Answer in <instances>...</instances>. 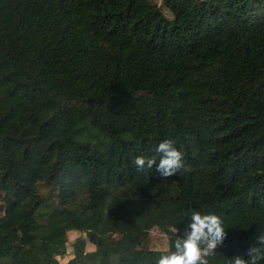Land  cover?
I'll return each instance as SVG.
<instances>
[{
    "label": "trees",
    "instance_id": "obj_1",
    "mask_svg": "<svg viewBox=\"0 0 264 264\" xmlns=\"http://www.w3.org/2000/svg\"><path fill=\"white\" fill-rule=\"evenodd\" d=\"M165 139L191 171L138 172ZM0 192L13 213L0 264H156L164 251L144 238L159 229L174 250L189 210L224 222L209 264L250 259L264 233V0H0ZM72 232L87 240L60 262Z\"/></svg>",
    "mask_w": 264,
    "mask_h": 264
},
{
    "label": "clouds",
    "instance_id": "obj_2",
    "mask_svg": "<svg viewBox=\"0 0 264 264\" xmlns=\"http://www.w3.org/2000/svg\"><path fill=\"white\" fill-rule=\"evenodd\" d=\"M159 155L156 157L138 156L134 164L138 172L145 174L153 172L162 179L176 176L178 173L190 172L183 159V154L175 147L172 139L161 141L155 148ZM190 222L185 227L183 234L178 235L179 229H174L176 238L174 240V250L166 249L157 259L156 264H209L207 259L213 255L217 247L223 244L227 238V233L223 226L224 222L216 214H202L200 211L189 210ZM250 259L234 256L231 264H259L264 260V233L255 237L253 244L247 251Z\"/></svg>",
    "mask_w": 264,
    "mask_h": 264
},
{
    "label": "rangeland",
    "instance_id": "obj_3",
    "mask_svg": "<svg viewBox=\"0 0 264 264\" xmlns=\"http://www.w3.org/2000/svg\"><path fill=\"white\" fill-rule=\"evenodd\" d=\"M156 3H158L160 6L163 5L164 0H152ZM165 12L169 15V12L165 10ZM85 135L88 136V132H85ZM79 141H84L83 138H79ZM98 140H94L93 143H96ZM50 190L48 188L44 189V194H49ZM5 194L0 192V217L1 218H11L13 216V213L11 209L5 204ZM19 234H21V231L18 229ZM117 238H121V236L118 234L116 236ZM78 239L87 240V234L82 232H72L69 234L68 237V244H67V252L64 257H57V259L60 262H66L67 260L71 259L74 256V246ZM95 245L102 244V240L97 239L94 242ZM143 245L146 246L149 249L157 250V251H165L168 249L169 241L168 236L162 232L159 229L152 230L147 237L143 240ZM95 246H93L91 243L87 244L86 251L87 252H93L95 250ZM3 264H9L8 261H4Z\"/></svg>",
    "mask_w": 264,
    "mask_h": 264
}]
</instances>
